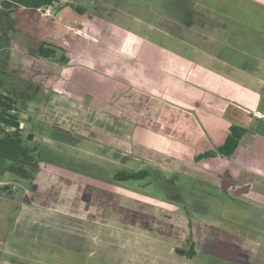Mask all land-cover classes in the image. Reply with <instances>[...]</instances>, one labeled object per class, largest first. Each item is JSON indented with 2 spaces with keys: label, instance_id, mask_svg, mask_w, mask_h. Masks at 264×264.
Here are the masks:
<instances>
[{
  "label": "crops",
  "instance_id": "obj_1",
  "mask_svg": "<svg viewBox=\"0 0 264 264\" xmlns=\"http://www.w3.org/2000/svg\"><path fill=\"white\" fill-rule=\"evenodd\" d=\"M79 17V21L73 20L75 29L73 28L72 32L67 30V33L60 37L62 44L59 46L67 62L59 64L50 61L51 69H46L44 80L42 79L40 83L44 84V87L39 88V84L35 82L36 78L31 75L29 79L20 73L18 76L15 74V78L12 75L8 79L1 78L0 70V81L3 82L0 87L3 90L24 99L38 95L42 91L44 101H39L40 104L36 105L38 107H35L36 116L31 119L35 118L43 125L72 133L77 138L91 142L89 149L92 146L96 148L97 157L101 150L99 148L104 146L109 149L107 151L127 157L126 160L130 156L144 159L152 166L151 168L161 172L162 168L167 167L176 170L178 168L176 164L182 159L180 157L183 153L185 164L193 166L197 164L194 160L195 155L224 142L229 132L228 128L232 124L225 119L224 112L230 101L229 93H233L231 87L226 88L224 83L235 85L234 82H230L232 78L226 81L223 79V82L218 79L226 88L223 91L222 87L220 89L213 87L214 77H209L206 71L202 74L203 78L206 77L205 82L199 85L193 80L199 76L195 77L192 67L183 60L174 61V54L168 55L163 44H157L153 40L138 41V38L134 39L126 29L109 25L88 14ZM22 26L23 41L12 40L17 44L15 48L12 47L15 49L16 64H22L23 61L26 63L27 59L33 61L34 56H38L37 50L32 51L31 48L37 41V27L30 21ZM45 26L51 28L49 37L39 40L55 43L52 39L55 33L54 21L51 25ZM5 41H8V38H5ZM151 48L156 51L152 60L137 54L138 51L145 52ZM181 57L185 58L182 54ZM26 83L30 85L32 92L20 88ZM236 88L237 102L245 105L247 117L251 115L264 119V106H259L261 95L256 88L245 89L240 87L239 83ZM243 90L247 92L245 95L242 93ZM173 97L188 99L191 103L198 100L199 102L195 105L184 103L181 104L183 106H178L168 101V98ZM56 117L59 119L58 122L54 121ZM20 126L24 130L23 125ZM27 134L32 136L29 146L36 149L37 147L32 144L40 145L41 139L47 143L50 140L42 133L40 140L32 131ZM199 142L207 147L204 150L196 148ZM246 146L247 144L243 145ZM164 147H170L172 159L177 160L170 159L172 166L162 163L152 152L163 151ZM136 149L147 154L135 152ZM260 155L263 159L264 155ZM217 159L227 164L235 177L238 176L242 169L240 166L235 165L233 161L218 157ZM155 160L164 166L160 168L158 163L151 162ZM205 162L209 163V159H205ZM262 166L254 170L259 169V174L263 176ZM185 169L191 167L185 166ZM47 181L55 184L58 182V186H64V189H61L64 200L60 198L59 204L43 203V200L37 197L39 194L34 190L35 185L41 188ZM77 187L82 189L78 190ZM48 193L50 198L56 199L54 195ZM23 197V203L31 208L39 207L43 211L46 209L75 220L70 216L73 215L79 222L89 221L91 227H100L101 231L97 229L91 231L93 235L115 238L118 242L119 232L125 233L126 236L122 238L125 245L120 246L122 243H117L121 247L117 248L122 252L126 260L123 262L126 264H158L159 256H154L156 259L148 256L158 255L157 253H161L163 260L161 264H166L164 258L167 255L170 264H195L196 259L199 261L197 264H209L213 260L221 262L224 258L219 254L222 248L219 245L226 241L224 238L226 231L220 226L215 230L214 224L218 222L215 223L205 214L185 212L180 205H175L172 201L166 204L155 196L123 187L120 183L73 175L42 161L38 164L36 177L30 180ZM116 197L123 198L121 205L127 206L128 216L118 213ZM67 204H78L81 209L74 215L73 212H68ZM171 205L173 209L167 211L166 208ZM146 206L152 207L153 210L141 209ZM143 220L146 225L141 224L140 221ZM91 227L90 229L94 228ZM150 228H153L152 232L148 231ZM243 240L246 239L237 238L233 242L234 246L238 247ZM189 241L194 246L195 254L191 258L176 254L175 249L187 251ZM214 245L219 247L216 248ZM76 247L80 250L78 245ZM131 250L132 254L139 257L130 259L127 255Z\"/></svg>",
  "mask_w": 264,
  "mask_h": 264
},
{
  "label": "rangeland",
  "instance_id": "obj_2",
  "mask_svg": "<svg viewBox=\"0 0 264 264\" xmlns=\"http://www.w3.org/2000/svg\"><path fill=\"white\" fill-rule=\"evenodd\" d=\"M187 1L189 7L192 8L196 0ZM71 4L73 3L67 0H60L52 7L41 11L18 9L6 11L3 14L0 23L1 78L8 79L11 75L15 78L20 73L29 79L31 75L36 78L35 82L39 84V88L44 87V84L40 83L44 80L46 69H51L49 67L50 60H43L44 58L41 59V57L34 56L35 59L33 61L32 59H27L26 63L23 61L24 63L22 64H16L17 58L14 55V48L17 44L12 40L23 41L22 30L24 27L22 25L30 21L37 27V41L31 46L32 51H34L39 46L40 41H42L39 39H47L49 37L48 34H50L51 28L45 25H51L52 21H54L55 44L61 45V35L66 34L67 30L72 32L73 28L75 29L73 20H80V15L74 12L70 6ZM75 5L82 6L85 9V14L89 16L100 19L109 25L112 24L126 29L133 35L134 39L138 38V41L153 40L157 44H163L168 48L170 47V49L173 48L175 51L174 61L183 60L187 62L192 67L195 77L199 76L198 79L193 78L199 85L204 84V78L206 77L204 76L203 78L202 74L208 71L209 77H214L213 87L219 89L222 87L223 91L231 87L233 90V93H229L230 101L225 107V119L232 124L249 126L252 130H258V128L259 131L260 129L264 130V123L258 124L247 117L245 105L238 103L236 99L238 94L236 86L239 83V86L245 89L255 87L256 91L261 95L259 106H264V2H258V0L213 1V19L210 20L206 16H198V13H195L193 16L194 20L191 22L192 26L189 28L184 27L183 14L181 15L182 17H179L180 12H178L179 9L175 0H81ZM175 18H177L176 22L173 21ZM173 22L177 23L175 27H171ZM172 28L193 47L187 46V49H185L183 45H174V40L172 42L166 39L165 33H171ZM174 35L178 36L176 33ZM4 37L8 38V41H5ZM181 54L185 58H182ZM209 56L216 57V61L210 60ZM218 79L222 82L223 79L225 81L231 79L230 82H234L235 85L224 83L226 85L225 88ZM2 83L0 81V85ZM0 88L3 90L2 87ZM20 88L23 91L32 92L30 85L27 83ZM41 92L28 99L23 98L25 106L21 103L17 104L20 123L24 127L23 135L26 136V133L32 131L39 140L41 133L43 136L50 138L48 143L41 139L40 145L32 144V146L37 147L39 152L37 157L38 164L44 161L46 164H50V166L63 172H69L73 175L77 174L86 178L95 177L108 182H111L114 175L119 171L136 172L142 169H152V166L144 159L130 156L126 160L127 157H121L117 153L107 151L109 149L104 146L99 148L101 150L97 148L100 151L99 158L97 157L98 153H95L96 148L92 146L89 149L91 142L77 138L72 133H65L58 129L50 128L47 125H43L40 120H35V118L31 119V117L36 116L35 107L38 108L36 105L40 104L39 101H44ZM225 93L227 94V91ZM242 93L245 95L247 92L243 90ZM168 101L178 106H183L181 104L184 103L195 105L199 102L198 100L195 103H191L190 100L180 99L179 97L168 98ZM54 121L58 122L59 119L56 117ZM249 142L250 138L246 137L241 140L240 145H248ZM30 144V142H27V145ZM206 147L202 146L200 142L196 146V148L201 150ZM258 147L260 148V144L255 143L253 148L256 149ZM90 151L95 155L93 156ZM134 151L147 154V152L137 149ZM152 152L162 163L167 165L172 166L171 161H177L172 159L170 147H164L163 151L155 150ZM180 158H182L180 159L182 162L179 161L176 164L178 167L176 170H172L169 167L164 169L161 167L163 164L160 165L156 160L151 161L154 164H159L164 177L167 179L173 178L174 187L169 186L167 182L162 183L163 186H161L162 184L158 183V178L153 175L139 181L119 183L123 187L155 196L159 198V201H165L166 204L170 203L168 197L178 193L187 204L197 201V203L205 202L206 205H208L209 201L207 198L201 197V194L209 186L205 185L203 188L196 184L197 179L202 178L206 180H203L204 182L208 181V183H211L212 178L217 177L223 180L222 187L228 185L229 180L224 173L226 170L231 173V170L227 164L217 158H209V163H206L205 159H203L197 161L198 165L194 164L193 166L188 163V165L185 164L184 153ZM234 164L237 165L236 163ZM2 165L3 161L0 159V167ZM185 166H190L191 169L186 170ZM29 182L30 179L10 173H4L0 176V186L5 185V183L9 184V190L0 193V264H126L123 262L126 260L122 256V252L119 251L120 246L125 245L123 244L125 241L122 239L126 236L125 233L119 232L120 238L117 242L115 238H106L99 234L93 235L91 231L94 229L101 230L100 227L94 226H92L94 227L93 229H90L91 223L89 221L79 222L76 216L73 215L70 216L74 217L75 220L67 219V216L56 214L46 209L43 211L39 207L31 208L26 206L23 203V196ZM57 184L58 182L55 184L47 181L43 186L46 189L35 185L34 190H37L39 200H43V203L59 204L60 201L58 200L63 199V191L61 189H64V186H58ZM77 188L78 190L82 189V187ZM39 190L43 192L41 193ZM47 191L54 195L56 199L50 198ZM70 195L72 194L70 193ZM115 199L117 200V205H119L118 213L128 216L127 206L121 205L123 204V198L116 197ZM225 203L229 202L225 201ZM67 206L68 212H73L72 214L74 215H77L79 209H81L78 204H67ZM216 207L220 209V205ZM141 209L153 210L149 206ZM172 209L173 205L166 208L167 211ZM227 210L230 212L231 222H234V225L238 228L243 230L246 228L248 232L251 231L250 226L254 229L256 228L258 224L256 221L244 218V215L240 216L238 212L236 213L230 207H227ZM236 215L237 217H235ZM140 222L142 224L144 220ZM142 225H146V223ZM142 225H140V228H142ZM148 231L152 232L153 228L148 229ZM255 233V231H252V236L253 234L256 235ZM262 236V231L256 235L260 239L263 238ZM241 242V247H251L252 251H255L253 240H243ZM117 243H122V245L119 246ZM77 245L80 250L76 247ZM132 251H128L129 255L127 256H130V259L137 256L132 254ZM157 254L148 256L155 259L156 257L154 256H159L158 264H161L163 261L161 253ZM260 254L263 256L260 259V263L264 264V251L261 250ZM168 260L169 255L164 258L166 264H170ZM175 262L177 263L176 258ZM198 262V259L194 261L195 264ZM250 262L253 264L254 260ZM209 264L227 263L222 260L217 263L213 260Z\"/></svg>",
  "mask_w": 264,
  "mask_h": 264
},
{
  "label": "flooded vegetation",
  "instance_id": "obj_3",
  "mask_svg": "<svg viewBox=\"0 0 264 264\" xmlns=\"http://www.w3.org/2000/svg\"><path fill=\"white\" fill-rule=\"evenodd\" d=\"M213 1H217V0H196L191 8L187 4L188 3L187 0H175L176 5H178V9H179L178 12H180L179 17L183 14V22L185 24L184 27L189 28L190 26H192L191 22L192 20H194L193 16L195 15V13H198V16L202 15L203 17L204 16L208 17V19L210 20L213 19V15H212L214 13L212 7ZM83 15H85V13ZM176 19L177 18H175V20L173 21L176 22ZM174 22L171 27H175V24H177ZM172 29L173 30L170 31L171 33H165L164 36L166 37V39L171 40L172 42L174 40V44L176 42L178 46L183 45L185 49H187V46L193 47L192 45L189 44V42L181 38L178 32L174 30V28ZM174 33H176L178 36L174 35ZM166 48H167L166 53L172 56V54H174L175 52L173 48L172 49H170V47L169 48L166 47ZM137 54H140L148 58L149 60H152L153 56H155L156 54V51H154L151 48V49H146L145 52L138 51ZM204 57H206V55H204ZM209 57L210 59L216 58L212 56ZM248 117L252 118V121L258 124L264 123V119L262 117H257V116L251 117V115ZM231 125L234 124H230V126ZM239 126L245 127L244 125H239ZM246 137L250 138V142L246 147H243L240 145V143L241 140ZM241 140L239 141L238 147L236 148L235 152L230 157L226 158L222 156H217L219 158H223L229 161L232 160L242 169L237 177H235L232 173H230L229 170H226L224 174L228 177L229 181H228V185H224V187H222L223 180L217 177L215 178L213 177L211 183H208V181L206 182L207 183L206 185H208L209 188L207 187L206 191L205 189L204 191H202L201 197L207 198V200L209 201V203L207 202L208 205H206L205 202L197 203V201H194L193 203L189 202L187 204V202L184 201V198H182V196H180V194L178 193H176V195L168 197V199L173 203H175V205H180L185 212L193 211L195 214L201 213L207 215L208 218L214 221L215 223L218 222L216 223V225L214 224L215 230L219 229L220 226L221 229L226 231V233H224V238L226 241L220 243L219 245L222 246V248L220 249L221 253L219 254L224 256V258H222V261H224V263L252 264L250 261L254 260L253 264H261L260 259L263 256H261L260 252L261 250L264 251V175L263 176L260 175L259 169L254 170V168H258V166L264 165V158L262 159L260 155V154L264 155V130L260 129L259 131V128L258 130H252L249 127V130L242 135ZM255 143L260 144V148L259 147L256 149L253 148L255 146ZM219 146H214L210 150H214L216 147ZM263 168L264 166L261 167V169ZM150 173H151L150 176L153 175L154 177L158 178V183H160V185L162 183L164 184V182H167L169 186L171 185L172 187H174L175 184L172 177L170 179H167L166 177L163 176L161 171L156 170L154 168L150 169ZM203 180L205 179L202 180L200 178L197 179L196 184L204 188L205 182ZM115 183H119V182H115ZM163 184L161 186H163ZM225 201H228L229 203H225ZM218 205H220V209L216 207ZM227 207L234 209V211L236 213L238 212L240 216L244 215L245 216L244 218H250L256 221L258 223L256 228L254 229L252 226H250L251 231L248 232L246 231V228L245 230H243L235 226L234 222H231L230 220L231 216H230V212L227 210ZM219 213L220 216L218 217ZM235 217H237V215ZM252 231H255L256 235L262 231L263 238L260 239L259 237H256V235L254 234L252 236ZM237 238L253 240L255 245V251H252L251 247H241L240 245L238 247H235L233 242L234 240H237ZM214 247H216V245H214ZM226 252L227 255L225 254Z\"/></svg>",
  "mask_w": 264,
  "mask_h": 264
},
{
  "label": "trees",
  "instance_id": "obj_4",
  "mask_svg": "<svg viewBox=\"0 0 264 264\" xmlns=\"http://www.w3.org/2000/svg\"><path fill=\"white\" fill-rule=\"evenodd\" d=\"M60 0H0V23L3 14L6 11L18 10L20 8L41 11L52 7ZM72 2L71 8L78 15H83L85 9L78 4L81 0H67ZM75 3V4H74ZM55 41V38H52ZM56 42V41H55ZM37 54L39 57L64 64L67 62L66 57L61 53L62 49L59 45L51 43L50 41H40L37 47ZM60 53V54H59ZM23 104V98L12 94L8 90L0 88V159L3 165L0 167V176L4 173H10L18 177L33 180L38 170V152L34 147L27 145V142L32 141V136L27 134L23 135L21 123L19 119V110L17 104ZM249 130V127H242L239 125H231L229 134L224 143L214 150L199 153L195 156L194 160L200 161L208 158H215L217 156L230 157L238 147L242 135ZM150 170H139L136 172L119 171L117 172L112 181L125 182V181H139L150 176ZM8 185L0 186V193L8 191ZM187 251L176 249L177 254L191 258L195 252L193 245L188 244Z\"/></svg>",
  "mask_w": 264,
  "mask_h": 264
}]
</instances>
